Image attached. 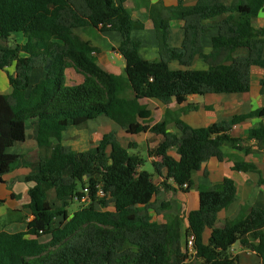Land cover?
<instances>
[{"label":"trees","instance_id":"1","mask_svg":"<svg viewBox=\"0 0 264 264\" xmlns=\"http://www.w3.org/2000/svg\"><path fill=\"white\" fill-rule=\"evenodd\" d=\"M131 1L134 8L144 6L148 11L158 41V61L140 57L139 43L130 36L133 21L124 7L126 0H0V70L14 65V75L8 77L13 91L0 94V183L19 164L21 156L7 150L26 140L29 125L35 126L36 145L50 150L49 156L40 158L37 173L25 178L33 184L28 191L32 216L28 229L0 231V264H184L188 259L184 237L192 238V263L239 264L230 251L238 243L264 264V210L247 215L241 207L232 220L217 217L236 200V186L230 178L215 186L195 187L198 208L187 214L184 234L179 214L163 224L151 219V212L168 207L167 202L157 207L152 201L160 189L186 193L193 186L191 174L202 162L226 159L223 146L244 150L239 146L241 139L231 134L233 127L253 117L264 118L263 107L208 127L192 128L169 108L173 101L181 104L191 95L249 91L251 67L264 71L259 40L264 28L254 30L251 25L264 12V0H237L234 4L197 0L192 7H184L179 0L169 8L152 7L147 0ZM174 19L184 22L178 48L168 44L169 23ZM90 27L120 35L116 52L124 61V76L100 68L93 56L96 49L76 34V30ZM211 29H217V35L206 55L202 36ZM15 33H21L26 42L9 46ZM237 49L247 50L246 56L234 58ZM196 57L208 65L206 70L168 68L171 61L191 62ZM242 63L249 68H237ZM67 64L100 92L99 100L65 99ZM37 68L45 76L30 87V74ZM127 91L132 97L125 96ZM142 99H155L165 106L161 122L152 124L150 111L139 104ZM99 116L127 134L162 137L156 147L147 150L155 174L162 178L159 184L154 183V174L142 169L146 159L133 152L134 145L123 147L114 132L103 135L96 147L84 153L60 144L64 131L85 127ZM169 124L175 125L180 137L167 131ZM52 139L58 143L53 145ZM246 140L264 144V121L248 130ZM172 147H176L177 158L168 155ZM232 170L256 173L258 185L263 183L251 162L234 158ZM98 187L107 196L98 198ZM84 188L89 202L67 216V199L80 200ZM49 190L55 193L53 202L46 200ZM206 228L211 231L207 244L202 240ZM40 235H48L49 240L28 238Z\"/></svg>","mask_w":264,"mask_h":264},{"label":"crops","instance_id":"2","mask_svg":"<svg viewBox=\"0 0 264 264\" xmlns=\"http://www.w3.org/2000/svg\"><path fill=\"white\" fill-rule=\"evenodd\" d=\"M237 0H227L228 4H234ZM150 6L156 8H169L178 5L179 0H147ZM197 0H182L184 7H192L196 4ZM124 7L130 12L133 21V29L130 33L131 38L139 43V55L146 61L160 60V53L156 32L152 26L149 18L148 11L144 6L134 8L131 0H126ZM254 30L264 28V12H260L251 22ZM184 22L179 19L171 20L169 23L168 44L172 48L181 46L184 31ZM76 34L84 41H88L96 52L93 56L97 64L105 72L115 75L124 76V61L116 52L121 37L116 32L100 31L95 28H84L76 30ZM217 35V29H211L202 36V52L209 54L212 50V38ZM263 46L264 54V36L259 38ZM12 41L13 45L9 44ZM8 41L9 46L15 44L22 45L26 39L21 33H15ZM247 50L237 49L233 57H245ZM168 68L173 71L177 70H206L208 65L201 58H194L191 62H184L179 60L171 61ZM237 68L248 69L245 64H238ZM250 89L246 93L237 94H207L204 96L191 95L187 97L186 101L181 104L172 102L169 108L172 112L178 113L180 119L192 128H204L214 123L228 120L234 115L248 114L264 107V71L258 67H251L250 69ZM14 75V65L0 70V94H10L13 89L9 85L8 77ZM45 74L41 69H34L30 74V87L44 78ZM263 83V84H262ZM64 89L65 99L73 102L76 99H94L101 98L100 92L89 84L86 78L78 71L72 68L69 64L64 67ZM28 92V91H27ZM26 92V93H27ZM125 96L130 98L132 93L127 91ZM139 104L146 107L151 113L150 119L152 124L161 122L164 117L165 106L155 99H142ZM191 107H195L192 109ZM264 121L263 117H253L246 122L233 127L232 136L240 138L239 146L243 147V151L233 150L231 147L225 145L222 147L223 152L227 155L223 161H218L211 158L201 163L199 170L191 174L193 186L188 188L186 193L181 191H174L182 193L177 195L179 202L184 201L182 206L183 211H180V206L171 207L161 210L160 213L151 212L152 221L163 224L168 222V218L173 215L179 214L183 218L182 232L184 234L188 227L186 216L190 211L198 208V192L195 187L198 185L215 186L220 184L224 178H230L236 186V200L225 210L217 214L219 220H232L241 210V207L246 208L247 215L251 214L253 210H264V195L262 193V183L258 185L259 175L252 172H235L232 170L233 159L237 158L253 163L260 171V177L264 182V172L259 162L260 152L254 151L256 143L254 141H247V133L251 127H255ZM167 131L176 137H180V131L174 124L167 126ZM30 132V133H29ZM74 132V133H73ZM114 132L116 139L123 146L127 147L129 144L134 145V153L153 149L161 141V136H154L148 133H140L136 135L127 134L120 126L111 121L105 116H99L95 120L87 123L82 128H70L62 133L60 144L70 148L77 153L87 152L89 149L96 147L103 135ZM27 138L23 143H18L7 150L10 154L21 156L19 164L13 170L2 176V183H0V231L6 233L25 232L28 229V223L32 219L30 214V201L28 191L33 187L32 183L25 182L26 176L34 175L38 171V163L41 157H47L50 150L44 147H38L35 142V126L29 125L26 130ZM76 134V135H74ZM97 139L96 142L91 141ZM124 138L126 144L123 145L121 139ZM80 139L79 145L82 144L81 150H76L72 146L74 143L69 144V141H77ZM51 143L56 145L57 140L52 139ZM87 146V147H86ZM248 151L246 154L245 151ZM109 152L110 149L107 148ZM168 155L177 158L176 147L168 149ZM151 163V158L147 157ZM158 160V159H156ZM143 169V168H142ZM153 181L159 184L162 181L155 172ZM163 174V170H161ZM164 192L160 189L158 194L153 198L157 199L160 194ZM53 195L54 198H50ZM182 196V197H181ZM46 200L53 202L55 200V193L53 190L47 192ZM67 201H73L67 199ZM76 201V200H75ZM63 204V202H62ZM61 204V205H62ZM156 206L159 207L156 202ZM112 209V204L110 205ZM169 209V210H168ZM184 212V214L182 213ZM65 214H68L65 210ZM60 220L58 219L57 222ZM211 231L205 229L202 234V240L207 244ZM28 238L38 239L40 242L49 240L48 235L28 236ZM185 242V237L183 238ZM184 247V244H183ZM231 254L238 259L239 264H261L260 258L254 253L244 250L238 243L234 244L231 248ZM191 259H186L184 264H201L195 261L192 263Z\"/></svg>","mask_w":264,"mask_h":264},{"label":"rangeland","instance_id":"3","mask_svg":"<svg viewBox=\"0 0 264 264\" xmlns=\"http://www.w3.org/2000/svg\"><path fill=\"white\" fill-rule=\"evenodd\" d=\"M9 44H10V45H13L12 41H9ZM29 133H30V132H29ZM73 133H74V132H73ZM74 135H76V134H74ZM91 141L96 142L97 139L92 140V137H91ZM79 142H80V139H78L77 141H74V140L72 141V140H71V141H69V144L74 143L72 147H73L74 149H76V150H81V148H83V145H82V144L79 145ZM121 142H122L123 145L126 144L124 138L121 139ZM86 147H87V146H86ZM254 151L257 152V153L260 152V158H259L260 161H259V162L261 163V168L263 169V172H264V144H256V149H254ZM140 155H141L144 159H146V162H145V164H144V166H143V170H146V171H148V172H154L153 166H152L151 163L147 160V154H146V151H143V150L140 151ZM263 183H264V182H263ZM260 185H261V184H260ZM261 189H262V193H263V195H264V185H262ZM163 191H164V192H162V193L160 194V197L158 196L157 199L155 198L154 204H156V202H157L158 205L160 206L161 203H163V202H167L168 205H170L171 207H174V206H180V208H179L180 211H183L184 207L182 206V204H183L184 201H180V202H179V199H178V196H177V195H179V194L181 195L182 193L174 192V191H172V190H163ZM181 197H182V196H181ZM50 198H54L53 195H51ZM68 203H69L68 206L65 208V210L67 211L68 214H72L73 212H75V211H77L78 209H80L81 206H83L82 203H79V202H77V201H75V200H73V201H69ZM61 204H62V202L59 203V205H61ZM168 210H169V209H168ZM182 213L184 214V212H182ZM179 214H180V213H179ZM183 216H185V214H184ZM183 218H184V217H182V220H183Z\"/></svg>","mask_w":264,"mask_h":264},{"label":"built area","instance_id":"4","mask_svg":"<svg viewBox=\"0 0 264 264\" xmlns=\"http://www.w3.org/2000/svg\"><path fill=\"white\" fill-rule=\"evenodd\" d=\"M83 196L80 198V200L75 199L77 202L82 203L83 205L87 204L89 202V197H88V189L84 188L83 189ZM96 196L98 198H103L106 195V193H104L100 187L97 188V192H96ZM184 252L187 254L188 259L193 258V256L195 255V251L193 249V243H192V238L191 237H187L185 239L184 242Z\"/></svg>","mask_w":264,"mask_h":264}]
</instances>
